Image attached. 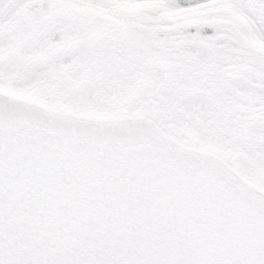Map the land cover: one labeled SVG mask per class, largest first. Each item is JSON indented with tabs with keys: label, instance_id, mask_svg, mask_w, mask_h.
Listing matches in <instances>:
<instances>
[{
	"label": "snow or ice",
	"instance_id": "1",
	"mask_svg": "<svg viewBox=\"0 0 264 264\" xmlns=\"http://www.w3.org/2000/svg\"><path fill=\"white\" fill-rule=\"evenodd\" d=\"M0 264H264V0H0Z\"/></svg>",
	"mask_w": 264,
	"mask_h": 264
}]
</instances>
